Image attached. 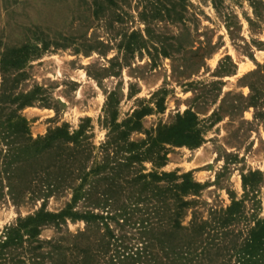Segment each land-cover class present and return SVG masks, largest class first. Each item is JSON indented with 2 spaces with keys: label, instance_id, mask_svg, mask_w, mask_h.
Instances as JSON below:
<instances>
[{
  "label": "rangeland",
  "instance_id": "374dc122",
  "mask_svg": "<svg viewBox=\"0 0 264 264\" xmlns=\"http://www.w3.org/2000/svg\"><path fill=\"white\" fill-rule=\"evenodd\" d=\"M24 46L23 66L0 69V92L35 93L37 100L19 111L30 138L63 124L70 133L83 125L89 169L113 150L102 151L107 139L127 131L125 140L144 143L145 158L136 163L143 173H190L203 187L195 198L203 219L209 209L227 207L230 197L240 199V178L258 171L256 214L264 218V0H0V57ZM185 112L195 116L201 144L152 146ZM95 190L101 203L81 200L75 210L106 217L104 187ZM53 195L45 201L27 195L17 206L5 196L0 232L43 203L56 213L71 197L70 191ZM107 198L119 207V190ZM117 215L98 228L66 220L39 238L65 235V245L95 250L101 237L103 263L118 264Z\"/></svg>",
  "mask_w": 264,
  "mask_h": 264
},
{
  "label": "trees",
  "instance_id": "16d2710c",
  "mask_svg": "<svg viewBox=\"0 0 264 264\" xmlns=\"http://www.w3.org/2000/svg\"><path fill=\"white\" fill-rule=\"evenodd\" d=\"M28 57L26 46L12 50L10 55L0 57V69L8 72L9 68L21 67ZM34 100H37L34 92L18 95L5 89L0 92V200L7 196L17 206L27 195L28 200L45 201L53 194L70 191L71 197L56 213L48 211L43 203L32 215L3 227L0 264H104L101 237L95 250L79 249L76 245H65V235L42 240L40 232L47 227L60 230L66 220H81L89 227L116 219L117 214L121 220L118 264H264V218L256 214L259 200L255 186L261 180L260 172L242 175V197L238 200L230 197L227 207L211 208L203 219L196 211L195 199L203 187L192 180L190 173H143L136 163L145 158L146 152L140 149L144 143L125 140L127 131H119L107 139L102 151L109 146L113 150L92 162L89 169L85 168L89 148L84 141L83 125L70 133L63 124L43 137L30 138L27 121L19 111ZM135 119L132 126L137 128L139 118ZM195 124V116L185 112L175 125L163 128L152 146L165 142L178 147H198L202 139ZM118 127L114 125L112 130ZM156 158L165 160V155ZM104 171L107 172L101 174ZM103 187L106 217L75 210L81 200L100 204L101 199H93L94 192ZM113 190L120 192V205L116 209L111 205L115 203L107 198ZM247 202L250 208H246ZM187 212L190 219L183 224Z\"/></svg>",
  "mask_w": 264,
  "mask_h": 264
},
{
  "label": "bare ground",
  "instance_id": "6f19581e",
  "mask_svg": "<svg viewBox=\"0 0 264 264\" xmlns=\"http://www.w3.org/2000/svg\"><path fill=\"white\" fill-rule=\"evenodd\" d=\"M246 67H247L246 65L240 67V72H242Z\"/></svg>",
  "mask_w": 264,
  "mask_h": 264
}]
</instances>
